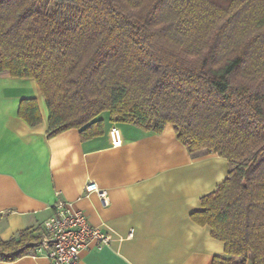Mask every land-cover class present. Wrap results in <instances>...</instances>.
Listing matches in <instances>:
<instances>
[{"label":"trees","instance_id":"trees-1","mask_svg":"<svg viewBox=\"0 0 264 264\" xmlns=\"http://www.w3.org/2000/svg\"><path fill=\"white\" fill-rule=\"evenodd\" d=\"M0 0V73L32 77L47 137L101 134L103 112L228 161L190 213L224 243L211 264H264V0ZM52 7L48 8V4ZM41 121L35 98L19 102ZM25 228L0 260L34 254Z\"/></svg>","mask_w":264,"mask_h":264},{"label":"crops","instance_id":"crops-1","mask_svg":"<svg viewBox=\"0 0 264 264\" xmlns=\"http://www.w3.org/2000/svg\"><path fill=\"white\" fill-rule=\"evenodd\" d=\"M31 97L41 114L34 125L18 115L20 100ZM101 116L104 130L97 136L82 139L69 128L47 137L48 111L36 80L0 73V237L25 228L40 235L51 206L62 199L110 235L107 244L82 249L79 264H211L224 256L223 241L190 213L226 179L227 159L189 151L172 123L155 132ZM113 121L119 145L109 134ZM89 180L107 191V205L95 193L83 196ZM0 264L52 263L25 255Z\"/></svg>","mask_w":264,"mask_h":264},{"label":"built area","instance_id":"built-area-1","mask_svg":"<svg viewBox=\"0 0 264 264\" xmlns=\"http://www.w3.org/2000/svg\"><path fill=\"white\" fill-rule=\"evenodd\" d=\"M109 134L114 145L121 143L115 121L109 128ZM83 192L84 197L95 193L102 205L109 203L107 191L95 181H87ZM51 207L53 212L43 221L33 256L45 257L52 264H79L81 250L90 243L101 247L109 242L110 235L99 225H92L86 214L73 208L71 203L57 199Z\"/></svg>","mask_w":264,"mask_h":264},{"label":"rangeland","instance_id":"rangeland-1","mask_svg":"<svg viewBox=\"0 0 264 264\" xmlns=\"http://www.w3.org/2000/svg\"><path fill=\"white\" fill-rule=\"evenodd\" d=\"M46 5V1L45 0H41V2L39 3V7L42 8ZM52 7V3L48 4V8Z\"/></svg>","mask_w":264,"mask_h":264}]
</instances>
